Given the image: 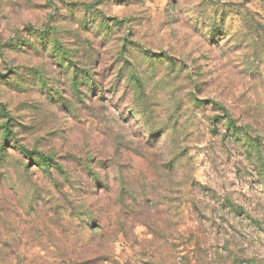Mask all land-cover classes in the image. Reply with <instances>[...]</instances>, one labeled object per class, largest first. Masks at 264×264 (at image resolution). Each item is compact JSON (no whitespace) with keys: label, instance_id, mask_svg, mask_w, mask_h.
Segmentation results:
<instances>
[{"label":"rangeland","instance_id":"374dc122","mask_svg":"<svg viewBox=\"0 0 264 264\" xmlns=\"http://www.w3.org/2000/svg\"><path fill=\"white\" fill-rule=\"evenodd\" d=\"M20 145L76 224L0 264H264V0H0V192L52 187Z\"/></svg>","mask_w":264,"mask_h":264},{"label":"trees","instance_id":"16d2710c","mask_svg":"<svg viewBox=\"0 0 264 264\" xmlns=\"http://www.w3.org/2000/svg\"><path fill=\"white\" fill-rule=\"evenodd\" d=\"M81 5L86 11L97 13L93 4L83 3ZM46 38L47 36H45L44 40ZM196 104L199 105L198 103ZM231 123L230 121V127L235 128V125ZM4 130L6 139L13 136L9 123L5 124ZM11 145L8 149H12ZM13 152L26 160H34V156H37L36 160H34L36 162L35 166L47 173L53 184L52 187L47 186L45 189H29L20 183L13 188L12 196L0 192V246H2L0 255L3 254L5 258H8L9 255L6 251L8 249L12 251L13 248L11 246L17 243V240L27 241L31 239L33 229L31 231H21L23 226L28 224H76L74 222V212L78 209L76 203L70 200L74 195L69 192V190L72 191L73 189V182L71 181L68 168H64L63 164L59 162L57 163L52 156L34 152L27 146L20 145ZM5 153L9 152L5 150ZM123 207L121 209H124ZM119 218L120 224L126 223V220L121 223L122 218L120 216ZM42 235V232H38L35 235L37 237L35 239H44L45 235ZM5 245L8 248L3 249Z\"/></svg>","mask_w":264,"mask_h":264}]
</instances>
